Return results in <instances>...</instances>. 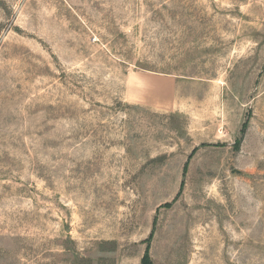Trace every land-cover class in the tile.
<instances>
[{"label": "rangeland", "instance_id": "1", "mask_svg": "<svg viewBox=\"0 0 264 264\" xmlns=\"http://www.w3.org/2000/svg\"><path fill=\"white\" fill-rule=\"evenodd\" d=\"M0 264H264V0H0Z\"/></svg>", "mask_w": 264, "mask_h": 264}, {"label": "bare ground", "instance_id": "2", "mask_svg": "<svg viewBox=\"0 0 264 264\" xmlns=\"http://www.w3.org/2000/svg\"><path fill=\"white\" fill-rule=\"evenodd\" d=\"M143 84V83H142ZM150 86V85H149Z\"/></svg>", "mask_w": 264, "mask_h": 264}]
</instances>
